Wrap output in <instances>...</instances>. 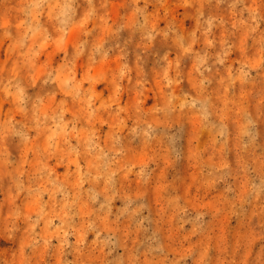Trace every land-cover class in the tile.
<instances>
[{
    "label": "rangeland",
    "instance_id": "obj_1",
    "mask_svg": "<svg viewBox=\"0 0 264 264\" xmlns=\"http://www.w3.org/2000/svg\"><path fill=\"white\" fill-rule=\"evenodd\" d=\"M0 264H264V0H0Z\"/></svg>",
    "mask_w": 264,
    "mask_h": 264
}]
</instances>
